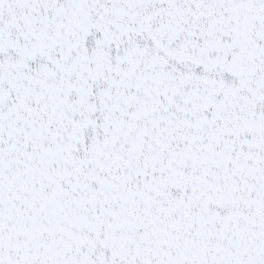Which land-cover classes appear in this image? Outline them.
I'll list each match as a JSON object with an SVG mask.
<instances>
[{"label":"snow or ice","instance_id":"snow-or-ice-1","mask_svg":"<svg viewBox=\"0 0 264 264\" xmlns=\"http://www.w3.org/2000/svg\"><path fill=\"white\" fill-rule=\"evenodd\" d=\"M0 264H264V0H0Z\"/></svg>","mask_w":264,"mask_h":264}]
</instances>
